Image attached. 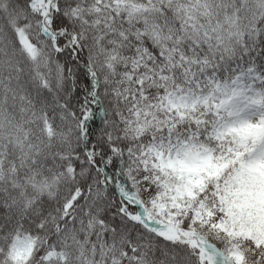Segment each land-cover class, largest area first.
Instances as JSON below:
<instances>
[{
	"label": "snow or ice",
	"instance_id": "1",
	"mask_svg": "<svg viewBox=\"0 0 264 264\" xmlns=\"http://www.w3.org/2000/svg\"><path fill=\"white\" fill-rule=\"evenodd\" d=\"M0 264H264V0H0Z\"/></svg>",
	"mask_w": 264,
	"mask_h": 264
}]
</instances>
